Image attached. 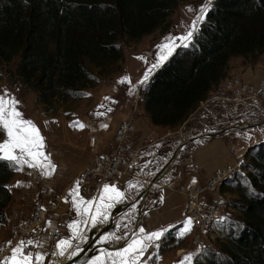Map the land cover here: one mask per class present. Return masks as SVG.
I'll use <instances>...</instances> for the list:
<instances>
[{
	"label": "trees",
	"instance_id": "1",
	"mask_svg": "<svg viewBox=\"0 0 264 264\" xmlns=\"http://www.w3.org/2000/svg\"><path fill=\"white\" fill-rule=\"evenodd\" d=\"M179 1L0 0V64L19 58L15 75L20 85L34 92L48 113L54 100L78 99L119 72L124 60L119 39L151 35L166 24ZM261 54L264 0H214L192 45L178 49L144 86L142 105L151 124L182 125L225 78L231 58ZM249 153L251 162L243 166L249 169L248 184L235 186L242 228L220 245V252L208 251L202 264H264V142ZM14 172L0 162V224Z\"/></svg>",
	"mask_w": 264,
	"mask_h": 264
},
{
	"label": "rangeland",
	"instance_id": "2",
	"mask_svg": "<svg viewBox=\"0 0 264 264\" xmlns=\"http://www.w3.org/2000/svg\"><path fill=\"white\" fill-rule=\"evenodd\" d=\"M204 2L205 0L179 1L172 14L166 21V24L159 27L151 35L145 36L139 41H132L125 37L120 38L117 45L122 49L124 55V60L121 64V70L108 76V78L101 79V81H99L94 87L84 90V93L78 99L70 98L63 103H78V101H80L85 96V91H91L90 89L94 91L99 89L102 84L110 85L113 83L119 89V94H126V98L121 101L122 104H126L127 108H129V114H127L128 117L125 120L130 119L134 123L133 118H138L141 114H143L141 106H143L142 93L144 86L138 84V81L142 79L147 69L152 63L155 62L158 54L157 45H160L164 41V38L169 35L176 37L184 35L189 30V26L192 24L193 19L197 15L196 11H189V7L191 6L193 9H198L199 6ZM139 57H143L144 59H138ZM231 59L230 63H228V72L226 73V76L229 73L230 65L232 67H241V70H246L248 68L253 69L257 66L264 67V54L250 58L235 57ZM18 61L19 58L15 57L9 64H0V95L7 91L9 93H13L17 98H24L18 107L23 113L25 119L33 121V117L41 118V116L44 114H49L52 117H57L58 119L60 115H69L67 110H63V113H61L62 111L59 110V106L62 102L58 101L57 99L54 100L53 108H49L48 113H46L47 111L45 108L37 102L36 94L26 87L20 85L19 80L15 75ZM125 76L130 78L131 84L118 83V81ZM130 89L132 90L130 91ZM211 93L208 94L206 100L212 96ZM206 100L197 106V108L189 115L187 120L182 125L176 128L162 129L163 133H158L157 135L153 134L152 137H143L146 139H154L155 143L150 144L147 148L141 151L135 165L134 178L123 182L109 184L115 185L118 189H120V191L124 193L122 201L116 203L115 206L109 210L111 214L115 207L134 200L148 187L152 178H154L165 166L168 165L167 171L156 184L151 186L148 194L140 201L135 203L132 207H130L116 220L117 231L115 236L128 237L130 234L133 236L134 220L133 215L130 213L136 212L138 208H158L159 204L162 203L161 197H163L164 200L163 190L167 189L170 192H174L175 190H173V188H175L176 185L186 183L184 179V171L180 169V164L185 160V147L193 144L195 141L188 142L187 144L184 143L192 138H197L206 134H217L228 129V131L225 132L226 134H224L225 140L227 145H233L236 148L237 154L239 156L237 159V161L239 160V166L236 169L235 174L228 180V183L221 190L219 189V195L217 196L223 207V214L221 218L224 219L220 220V222L215 227V230H212L208 235H206V237H204V243L197 247H191L189 238L190 232H188L182 238L179 235L180 231L184 227L185 219L183 211L182 221L178 225L167 228L170 229L169 232L162 241L158 242L160 243L159 255L162 257L161 260L164 261V264H178V262L189 253L195 254L191 264H202L203 257L208 251L220 252V245L226 243L230 235L233 236L238 234V231L242 228L240 212L234 205L239 196V190L235 186H237L238 183L245 186L248 184L245 176L249 172V169H246L243 166L251 162L252 154L249 153L246 155V152L250 147L255 145L254 138L256 135L261 136L262 131L260 128L247 129L243 131H239L240 129L234 130L233 127L242 122H240L241 120H239V118L230 115L231 111L229 109V105L220 101L207 102ZM259 102L261 101H254V104L251 105L253 110L258 112L262 110V106H259L258 104ZM248 103L250 102L240 104L239 112L237 114L241 112L242 106L245 107ZM76 105L77 106L73 105L72 107L79 109L80 105ZM244 124H246V126L249 125V123ZM3 135L4 133L2 132V137ZM58 135L59 132L53 134L52 137L56 138ZM222 135L223 134L214 138H220ZM214 138H205L200 139L199 141H204L206 143L212 141ZM260 142H264V140H260ZM105 148L106 149L97 154H109L112 152L113 136L112 145H110V147L106 146ZM182 148L183 150H181ZM243 149L245 150L242 153ZM174 154L175 157L173 161L170 162V159ZM78 180V176H76L69 188L65 191L64 197L62 196L63 201H66V198L69 201L66 202L65 210L67 211V216L71 218V220L79 219L71 203V197L69 196V193L73 189L75 182ZM130 184L134 185V187H129ZM102 187L103 186L92 185L90 183L81 181L80 194L85 198V200L98 197ZM147 198L149 199V203L145 205ZM107 222L98 223L91 231L101 228ZM68 224H70L68 221L65 222V228L61 226V228L59 227L50 232L49 235L57 232L60 235V239L71 238V230L68 227L66 229ZM46 229L47 228L45 224V233H47ZM85 234L87 235L88 232ZM124 240L125 239H112L107 243L114 245L118 242H123ZM75 241L77 240H73L72 242ZM45 242L47 244V241ZM155 258H157V255ZM66 259H68V257L59 256L60 264ZM88 261L83 264H87ZM158 263L159 261L156 259L153 260V264ZM44 264H48L46 259Z\"/></svg>",
	"mask_w": 264,
	"mask_h": 264
},
{
	"label": "crops",
	"instance_id": "3",
	"mask_svg": "<svg viewBox=\"0 0 264 264\" xmlns=\"http://www.w3.org/2000/svg\"><path fill=\"white\" fill-rule=\"evenodd\" d=\"M263 68L257 66L253 69L241 70V67H232L230 65L229 73L224 79L229 76L238 75L246 82L254 84L262 77L264 73ZM224 79L213 90L219 87ZM90 90L85 91V93H90L91 95H85L78 103L62 102L60 104L59 110L62 111L61 113H63V110H67L69 115L64 113L65 115H60L59 119L49 114H44L41 118L33 117V121L41 130V135L45 137V152L50 153L52 163L56 166L55 172L51 176H45L41 174L43 169L29 168L27 166H24L23 171L15 170L8 184L11 200L4 210L5 221L0 224V245H9L7 242L10 241V233L29 219L31 208L36 201L48 204L56 195L64 197L65 191L69 188L76 176L82 181L80 174L89 164L91 157L102 152L106 149V146L110 147L112 145V136L116 125L118 122L127 119V114H129V108L121 102L126 98V94H119V89L113 83L110 85L102 84L99 89L94 91L92 89ZM9 95L14 96L13 93H9ZM105 97H110L111 99L105 100ZM15 98L20 101L19 104L24 99ZM76 104L80 105L79 109L72 107L73 105L77 106ZM101 104L104 106L98 107ZM253 104L254 102H250L245 107L242 106L239 114L229 113L231 116L239 118L241 120L240 122L249 123V126H252L240 129L239 131L254 128L261 129V136L256 135L254 138V143L256 144L260 140H264V124L262 123L264 122V100L258 103L259 106H262L260 112L253 110L251 106ZM141 108L143 114L138 118H133L136 132L130 138L132 143L137 142L138 138L152 137L153 134L157 135L158 133L161 134L163 133L162 129H165L153 126L143 106ZM108 109H111V111H108ZM97 112L105 114L97 115ZM73 121H80L86 127L82 130L77 127H71L70 125ZM105 124L108 126L107 128L102 127ZM58 132V137H52L53 134ZM224 134L220 138H214L210 142L205 143L204 141L197 140L193 144L185 147V160L181 162L180 169L184 171L186 183H204L215 169L232 166L234 164L236 159L229 153L230 145H227ZM4 137L3 135L0 141H3ZM245 149L242 150V153ZM43 163H47V161ZM37 176L39 180L36 179ZM17 182H21L20 186H15ZM168 191L167 189L163 190L164 200L159 204L158 208H138L136 212L130 213L133 215L134 233H137L140 227H143L146 233H148L173 227L182 221L184 198L175 191ZM148 201L149 199L147 198L145 205L149 203ZM65 207L66 202L61 200L58 209L47 220L46 234H49L59 227L61 228V226L65 228V222L68 221L71 223L73 221L67 216ZM91 230L93 228L85 230V233L88 232L89 234ZM116 231L117 228L114 234ZM130 235L132 238V234ZM99 240L96 243L98 246L111 245L108 243L101 244ZM72 243L73 248L69 249V253L76 249L78 244L80 248L84 244L78 240ZM40 244L42 247L37 246L35 253L41 252L45 254L46 259L48 250L46 242L42 241ZM159 249L160 247H150L147 250L145 253V264H153V260L155 259L159 261L158 264H164V261L161 260L162 257L159 255ZM69 253H66L62 257H68ZM98 254L99 251L94 256ZM156 255L157 258H155Z\"/></svg>",
	"mask_w": 264,
	"mask_h": 264
},
{
	"label": "snow or ice",
	"instance_id": "4",
	"mask_svg": "<svg viewBox=\"0 0 264 264\" xmlns=\"http://www.w3.org/2000/svg\"><path fill=\"white\" fill-rule=\"evenodd\" d=\"M214 0H205L198 9L189 7V11H196L197 15L189 26V30L182 36L176 37L169 35L164 38V41L157 45L158 54L154 63L147 69L138 84L145 86L155 71L159 70L167 63V61L177 54L178 49L188 48L192 45L195 35L199 34L200 26L207 21V17L212 7ZM138 59H144L139 57ZM146 62V61H145ZM118 83L131 84L129 77H122ZM134 88V86H133ZM132 89H130L131 91ZM85 95H91L85 93ZM105 100H110V97H105ZM20 101L14 96H10L7 91L0 95V131L4 133L5 139L0 141V162L6 164L7 167L16 171H23L24 166L29 168L43 169L42 175L51 176L55 172L56 166L52 163L50 153L45 152L46 144L45 137L41 135V130L37 125L29 119H25L23 113L19 110ZM99 105L98 107H103ZM111 111V109H108ZM97 115L105 113L97 112ZM71 127L83 129L86 127L80 121H73ZM107 128L108 126L102 125ZM47 161V163H43ZM21 182H17L20 186ZM81 181H76L73 189L70 191L71 203L77 213L79 219L73 220L67 227L71 230V238L60 239L56 243L57 252L55 255L65 256L69 253V249L73 248V240H78L80 243H87L88 237L85 234V229L96 227L98 223H105L110 217V209L116 203L122 201L124 193L115 185H103L98 197L85 200L80 194ZM134 187V185H129ZM65 202H69L66 198ZM163 202V197H161ZM222 220L224 218H221ZM193 220L191 217L184 221V227L179 235L182 238L191 231ZM170 229H161L158 231L146 233L143 227H140L137 233H134L132 238L118 237L114 233L102 236L99 243H107L112 239H126V244L115 250L99 249V254L92 257L87 264H145V253L150 247L159 248V241H162ZM9 245L11 241L7 242ZM28 246H41L39 241L27 240L19 241L11 249V255L0 260V264H44L45 254L41 252L33 253L25 251ZM82 251L79 244L76 249L71 251L68 258L71 259L78 256ZM193 253L185 255L178 264H191L194 259Z\"/></svg>",
	"mask_w": 264,
	"mask_h": 264
},
{
	"label": "built area",
	"instance_id": "5",
	"mask_svg": "<svg viewBox=\"0 0 264 264\" xmlns=\"http://www.w3.org/2000/svg\"><path fill=\"white\" fill-rule=\"evenodd\" d=\"M208 101H220L229 105L233 113L239 112V105L247 102L264 100V73L254 84L246 82L241 76H229L217 89L212 91ZM202 104V102L200 103ZM245 127L243 122L237 124ZM136 132L133 121L122 120L118 122L113 134V148L109 154H95L89 164L82 170L80 178L86 183L103 186L115 182H123L134 178L137 159L145 148L155 143L154 139L138 138L137 142L130 141ZM229 153L236 159L232 166L215 169L204 183H185L176 185L173 190L184 198V219L191 217L193 224L190 233V246L197 247L205 242L208 235L220 222L223 207L217 196L222 183L231 178L239 166L236 148L229 147ZM39 180V177L36 178ZM62 196H54L48 204L36 201L29 219L16 227L10 233L8 246L0 245V260L11 255V249L19 241H47L46 261L48 264H60L56 243L60 240L57 232L45 233V224L51 213L58 209ZM37 246H28L25 251L35 253Z\"/></svg>",
	"mask_w": 264,
	"mask_h": 264
},
{
	"label": "water",
	"instance_id": "6",
	"mask_svg": "<svg viewBox=\"0 0 264 264\" xmlns=\"http://www.w3.org/2000/svg\"><path fill=\"white\" fill-rule=\"evenodd\" d=\"M144 89V88H143ZM264 124V122H263ZM248 127H252V126H245V127H240V126H235L233 127L234 130L237 129H244V128H248ZM228 129L223 130L217 134H206L203 136H199L197 138H192L189 141H186L184 144H187L188 142H193L196 140H200V139H205V138H214L218 135L224 134L225 132H227ZM175 157V154L172 156V158L170 159V162L173 161ZM168 169V165L165 166L154 178H152V180L150 181L148 187L142 191L134 200H132L129 203L117 206L113 209V211L110 214V219L109 221L102 226L101 228L95 230V231H90L88 234V241L87 243H85L81 248L84 250L82 251L78 256H75L71 259H67L64 262H62L61 264H83L86 261H88L90 258H92L101 248L107 249L109 251H113V250H117L121 247H123L127 240H124L123 242L114 244V245H101L98 246L96 245V243L98 242V240L106 234L109 233H114L115 229H116V220L123 214L125 213L130 207H132L135 203H137L138 201H140L142 198H144L152 185L156 184L161 177L164 175V173L167 171ZM136 226H137V222H136ZM127 238H131V235L128 236Z\"/></svg>",
	"mask_w": 264,
	"mask_h": 264
}]
</instances>
